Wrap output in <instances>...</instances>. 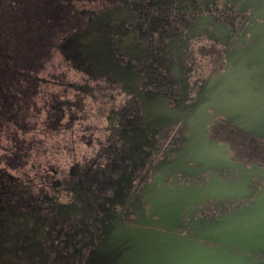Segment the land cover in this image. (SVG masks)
<instances>
[{"label":"flooded vegetation","instance_id":"af4514ba","mask_svg":"<svg viewBox=\"0 0 264 264\" xmlns=\"http://www.w3.org/2000/svg\"><path fill=\"white\" fill-rule=\"evenodd\" d=\"M50 2L61 26L71 19L61 13L76 18L52 33L68 51L75 98L64 120L61 102L51 103L50 150L25 152L40 142L19 140V155L5 154L0 264H133V252L170 236L221 247L212 224L247 218L264 197V0ZM237 72L241 122L232 118ZM121 95L106 120L76 113L82 96L99 113ZM200 147L223 161L204 163ZM221 248L264 264L262 250Z\"/></svg>","mask_w":264,"mask_h":264},{"label":"rangeland","instance_id":"374dc122","mask_svg":"<svg viewBox=\"0 0 264 264\" xmlns=\"http://www.w3.org/2000/svg\"><path fill=\"white\" fill-rule=\"evenodd\" d=\"M76 4H78L77 6L79 7V3ZM95 5L96 3L90 4L91 7ZM80 6L81 7L77 9V14L82 11V8H85V5ZM72 9L75 8L72 6ZM66 13L68 17L70 16L71 18L69 23H66L68 25L61 26L58 23L60 22V20H56L55 23H53V31L48 34L45 38H42V34L44 32H42L41 34L42 27L41 25H39V22L35 25L36 33L33 32L34 36L30 37L29 40V31L28 27H26L27 24L25 25V27H22L25 28V31L23 32L25 36L24 41H26V43H23L22 51L26 54L21 58V66L20 68H18V74H22V77L19 78L20 85L18 91L20 92L21 90V92L25 93L18 95V101L20 103L19 106L16 105L12 107L15 108L16 111L19 110L20 112L15 116L10 115L9 118H7L8 122L3 125L2 128H0V169H2V167L6 168V163H8L9 161L5 160V154H9L13 150V148L14 152H16V155H19V151L15 148V146L19 148V140H21L23 143L20 144L21 147L26 146L27 142H34L35 140L40 142L35 148L33 146L34 144H29L30 147L26 149L25 152H33L35 149L39 152L50 150L47 149V147L50 148L49 144L53 142L52 136L57 135V133H54V128H49V126L45 124V121L48 119L49 115V118L52 119L51 115L59 114L57 110H54L50 107L52 102H55V100L61 102L60 107L63 113L62 120L67 119L66 115L68 116L69 113L67 114L66 112L68 111V109L65 108L63 104H65V102L67 103L66 99L69 98L73 100L75 98L74 94L72 93V90L69 91L68 86H65L66 82L69 81V76L67 74L70 68V64L67 60L68 51L63 48L59 50V47L56 46L58 44V41L56 40L57 35L52 34L54 33V31H59V29L66 30V28H68V26L70 27V25H72V23L75 21L76 18H74L73 13H70L69 15V12H64L60 14V17L65 18ZM36 18L39 21V19H45L46 17L40 12H37ZM57 23L59 25H57ZM37 27L40 28L39 31H37ZM35 34H37V38H39L38 48L32 47V43L36 39ZM63 72L65 73V77H62L59 74H62ZM21 86H23L25 90H22L23 88H21ZM30 89H32V92L30 91ZM27 98L29 99L27 100ZM82 99L83 102L81 103V106L83 108L79 109L80 111H76V113H84L85 117L82 119L93 121L106 120V115L109 114V109L119 107L122 103L125 102L123 101L124 98L122 95L120 96V98H113L112 101L106 100V104L104 105L103 110H100L99 113H96V111L93 109L92 103L90 104L91 107H89L88 105V103H90V101L88 100L89 98L87 96H82ZM101 100L105 99L98 98L97 103H101ZM128 103H131V100H129ZM74 106L75 105H73V107ZM126 109H129V107ZM13 116L16 117V119H14ZM92 129L93 131L97 130V128ZM100 130L103 129L101 128ZM93 133H95V135L97 136V134H100L101 132L98 133L94 131ZM19 158L15 157L14 160L11 159V162H19ZM11 169L12 168L7 169L8 173L15 175L18 174L17 171ZM253 209L254 208L252 207L249 208L248 213H251Z\"/></svg>","mask_w":264,"mask_h":264},{"label":"water","instance_id":"95a60500","mask_svg":"<svg viewBox=\"0 0 264 264\" xmlns=\"http://www.w3.org/2000/svg\"><path fill=\"white\" fill-rule=\"evenodd\" d=\"M261 200H264V197ZM259 203L253 207L251 213L247 212V218L242 214L222 217L220 223L212 224L208 230L213 237L222 238L219 241L223 245L231 243L264 251V203ZM260 208L261 211L258 212ZM241 221L240 231L237 233L234 227ZM144 242V247H148L147 241ZM221 247L208 248L184 238L170 236L157 238L152 246L148 247L151 250L135 251L131 256L133 264H248L244 257L232 256ZM125 263L131 264L129 260L123 261V264Z\"/></svg>","mask_w":264,"mask_h":264},{"label":"trees","instance_id":"16d2710c","mask_svg":"<svg viewBox=\"0 0 264 264\" xmlns=\"http://www.w3.org/2000/svg\"><path fill=\"white\" fill-rule=\"evenodd\" d=\"M50 3V0H0V128L8 122L7 118L10 115L15 116L20 112L12 107L19 106L18 95L25 93L18 91L19 78L22 77V74H18V68L21 66V58L26 54L22 51L23 43H26L23 32L25 28L22 27L27 24L28 40L34 36L33 32L36 33L35 25L38 22L42 27L41 34L44 32L42 38L50 34L53 28L52 22H55ZM37 12L46 18L38 21ZM39 30L40 28L37 27V31ZM37 34H35L36 41L32 43L33 48H38ZM21 88L25 90L23 86ZM30 91L32 92V89ZM14 116L13 118L16 119Z\"/></svg>","mask_w":264,"mask_h":264},{"label":"crops","instance_id":"0c3cea01","mask_svg":"<svg viewBox=\"0 0 264 264\" xmlns=\"http://www.w3.org/2000/svg\"><path fill=\"white\" fill-rule=\"evenodd\" d=\"M233 78H234V83L236 84L237 81L240 80L239 78H241V77H240V75L237 72V73H235V76ZM218 79L220 80V78H218ZM240 82H241V80H240ZM243 90H244V86L243 85L237 86V84H236V95H234V99H233V102H232L233 103V109H232L233 117L232 118H233V120L238 121V122L247 120L246 117H245V114L243 112L238 111L237 108H236V107H238L237 105L243 106V104H245V102H247L246 97H245V93L246 92H244ZM219 100H220V98L218 99V102H219ZM261 105H262V102H261ZM259 109H262V107H259L257 105L254 106V108H252V110H255V111H259ZM221 112H223V111H221ZM244 123H245L244 125L247 124V122H244Z\"/></svg>","mask_w":264,"mask_h":264},{"label":"bare ground","instance_id":"6f19581e","mask_svg":"<svg viewBox=\"0 0 264 264\" xmlns=\"http://www.w3.org/2000/svg\"><path fill=\"white\" fill-rule=\"evenodd\" d=\"M198 143H200V142H198ZM190 148H195L194 147V144H192L191 143V147ZM199 149V154H200V158L203 160V162L204 163H206V164H211L212 162H215V161H217V162H222L223 160H221V158H220V156H217V155H215V154H211V152H212V150H208V149H205V148H198ZM213 157V158H212ZM210 158V159H209ZM260 207V206H259ZM261 211V209H258V212H260Z\"/></svg>","mask_w":264,"mask_h":264}]
</instances>
